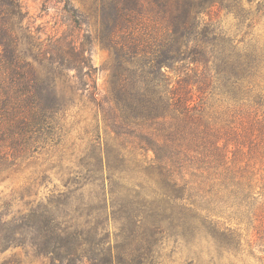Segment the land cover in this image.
<instances>
[{
  "label": "trees",
  "instance_id": "trees-1",
  "mask_svg": "<svg viewBox=\"0 0 264 264\" xmlns=\"http://www.w3.org/2000/svg\"><path fill=\"white\" fill-rule=\"evenodd\" d=\"M241 1L93 0L96 38L113 57L105 105L81 46L65 35L41 40L20 0H0V178L62 147L60 119L79 92L111 134L110 146L96 140L81 161L98 200L81 197L69 215L67 185L81 188L78 171L66 190L23 187L25 207L0 215L2 250L28 247L51 264H161L165 239L202 237L219 255L238 253L247 222L248 245L264 247V185L249 156L264 149V42L251 33L260 11H231L241 27L235 36L205 11ZM203 95L226 108L212 109ZM32 182L46 187L48 176Z\"/></svg>",
  "mask_w": 264,
  "mask_h": 264
},
{
  "label": "rangeland",
  "instance_id": "rangeland-1",
  "mask_svg": "<svg viewBox=\"0 0 264 264\" xmlns=\"http://www.w3.org/2000/svg\"><path fill=\"white\" fill-rule=\"evenodd\" d=\"M20 3L23 11L27 12L25 22L41 40L65 35L81 46L90 64L96 70L94 76L97 98L105 105L111 104L113 57L111 51L96 38L98 23L93 12L95 11L93 0H20ZM205 11L222 31L231 36L241 34L238 20L231 11L253 13L260 11L254 16L255 22L251 33L254 38L264 42V5L257 8L256 2L249 3L247 0H242L238 4L207 5ZM80 14L84 20L78 16ZM85 35L90 37L88 42L85 41ZM257 82L264 91V75L260 76ZM79 94L80 92L67 105L60 119L65 131L62 147L54 152L42 151L27 167L11 173L8 178H0V215L7 211L13 215L18 209L25 207L23 201L18 200L23 187L29 186L33 191L38 190L40 194L46 193L47 189L55 192L66 190L64 184L67 178H72L76 171L80 174L81 188L74 183L67 185L69 187L67 190L72 191L67 208L69 215L76 217L74 208L81 206V197L88 203L98 200L100 190L97 182L90 183L84 179L88 175L85 174L81 161L89 159V155L94 151L91 145L96 140L102 144L105 141L110 146L111 134L102 122L93 102L85 95ZM201 97L207 106L213 104L212 109L220 111L226 108L220 107L219 101H215L214 97L211 98L209 95ZM249 156L259 181L257 185L263 186L264 149L260 153L252 152ZM42 173L48 176L46 187L32 182L33 178L40 177ZM261 191L264 192V187ZM116 196V194L112 195V197ZM77 221H81V218H77ZM111 223L110 228L113 231L117 230L118 223ZM240 229L243 250L238 253L222 252L219 255L214 243L202 237L196 238L194 243H187L177 238L176 240L165 239L158 247L157 258L161 264H186L189 260H193L192 264H264V247L256 246L253 249L248 245V238L252 231L249 223H244ZM8 258H14L20 264H51L47 257L35 254L28 247L10 246L5 250L0 248V263Z\"/></svg>",
  "mask_w": 264,
  "mask_h": 264
}]
</instances>
